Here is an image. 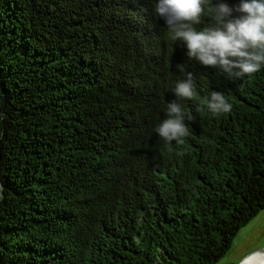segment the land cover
Listing matches in <instances>:
<instances>
[{
  "label": "trees",
  "instance_id": "trees-1",
  "mask_svg": "<svg viewBox=\"0 0 264 264\" xmlns=\"http://www.w3.org/2000/svg\"><path fill=\"white\" fill-rule=\"evenodd\" d=\"M263 210L264 69L188 58L154 0H0V264H221Z\"/></svg>",
  "mask_w": 264,
  "mask_h": 264
},
{
  "label": "clouds",
  "instance_id": "clouds-1",
  "mask_svg": "<svg viewBox=\"0 0 264 264\" xmlns=\"http://www.w3.org/2000/svg\"><path fill=\"white\" fill-rule=\"evenodd\" d=\"M154 13L169 39L200 65L236 78L264 69V0H154ZM174 95L189 100L197 95L192 73L176 82ZM203 103L213 114L230 113L233 107L219 91ZM165 111L155 132L168 146L183 144L189 135L184 109L174 99ZM240 264H264V256L250 255Z\"/></svg>",
  "mask_w": 264,
  "mask_h": 264
},
{
  "label": "rangeland",
  "instance_id": "rangeland-1",
  "mask_svg": "<svg viewBox=\"0 0 264 264\" xmlns=\"http://www.w3.org/2000/svg\"><path fill=\"white\" fill-rule=\"evenodd\" d=\"M264 249V210L248 221L237 231L229 252L221 259V264H239L241 259L263 252ZM253 252V253H251ZM251 253V254H249ZM249 254V255H248ZM247 255V256H246Z\"/></svg>",
  "mask_w": 264,
  "mask_h": 264
},
{
  "label": "water",
  "instance_id": "water-1",
  "mask_svg": "<svg viewBox=\"0 0 264 264\" xmlns=\"http://www.w3.org/2000/svg\"><path fill=\"white\" fill-rule=\"evenodd\" d=\"M258 251H259V252H264V249H263V250L253 251V252H258ZM253 252H251V253H253ZM251 253H249V254H251ZM249 254H248V255H249ZM246 256H247V255H246ZM239 264H240V262H239Z\"/></svg>",
  "mask_w": 264,
  "mask_h": 264
},
{
  "label": "bare ground",
  "instance_id": "bare-ground-1",
  "mask_svg": "<svg viewBox=\"0 0 264 264\" xmlns=\"http://www.w3.org/2000/svg\"><path fill=\"white\" fill-rule=\"evenodd\" d=\"M259 255L264 256V252L263 253H260Z\"/></svg>",
  "mask_w": 264,
  "mask_h": 264
}]
</instances>
